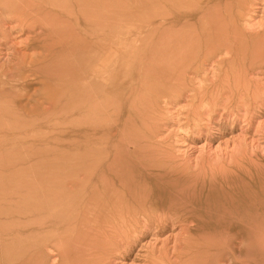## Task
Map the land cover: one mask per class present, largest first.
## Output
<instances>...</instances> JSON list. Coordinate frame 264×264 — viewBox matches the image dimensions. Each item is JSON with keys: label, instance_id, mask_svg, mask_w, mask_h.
<instances>
[{"label": "rangeland", "instance_id": "1", "mask_svg": "<svg viewBox=\"0 0 264 264\" xmlns=\"http://www.w3.org/2000/svg\"><path fill=\"white\" fill-rule=\"evenodd\" d=\"M149 1L57 0L62 16L36 48L0 13V67L8 66L11 78L18 64L32 70L24 68L22 84L13 85L11 121L0 118L9 124L4 137L0 123V264H96L100 250L91 243L77 254L79 223L75 235L64 233L71 248L60 257L58 242L33 256L26 227L31 214L73 225L87 197L77 188L95 158L91 143L104 150L102 139L119 132L117 170L152 169L162 185L191 189L200 224H187V232L170 218L163 229L142 228L129 245L110 250L108 264H151L158 257L169 264H264V222L253 218L250 225L262 232H239L249 227L241 207L256 211L264 203V70L249 69L248 52L229 60L212 54L201 37L204 10L168 29L142 10ZM243 15L247 31L263 28L264 0H244ZM90 73L93 83L76 85ZM241 74L248 89L229 91ZM86 93L97 112L94 139L87 122L80 127ZM123 140L135 142L134 154Z\"/></svg>", "mask_w": 264, "mask_h": 264}, {"label": "bare ground", "instance_id": "2", "mask_svg": "<svg viewBox=\"0 0 264 264\" xmlns=\"http://www.w3.org/2000/svg\"><path fill=\"white\" fill-rule=\"evenodd\" d=\"M78 1L80 0H76V2ZM200 1H202L201 5L199 4V0H150L149 3L146 4L147 6L144 5L141 8L145 11H152L159 16V18L155 20L157 25L167 26L168 29L175 27V22H186L189 20V17L197 16L199 10H204V15L206 17L203 19L204 26L201 28V37L204 39L208 50H210L212 54L220 56L221 59L228 58V60V56L235 57L239 54L243 58L245 57L243 53L248 52L251 54L249 69L252 71L264 70V27L258 31L249 32L247 31L248 28L245 29L246 26L243 27L245 23H243V25L240 24L244 17V0ZM222 1H225V5ZM191 3H193L195 7L191 6ZM59 5L60 4L57 0H0V13L7 15L5 19L6 23L16 22L18 24L16 27L17 31L27 33V46L36 48L43 42V35H46L48 30H53L51 25L57 22L59 16H62V12L57 9ZM66 6L70 7L72 10L70 5ZM83 7L85 9L88 8L87 5ZM47 13L51 16H49L50 18L48 19H44L43 17L47 16ZM39 30H42L43 32H39ZM185 34H187V32ZM185 36L189 38V36ZM195 38L198 39V37ZM180 42L181 39L176 41L178 44ZM54 48L58 51L56 47ZM103 49L106 50V47L103 46ZM11 60L15 61L13 59ZM15 62L18 61L16 60ZM30 66L31 65L22 66L21 64H18V71L13 75V78H11V73H6L8 66H5L7 69L0 67L1 119L3 118L6 121H11L9 113H12V107L15 101L10 93L14 84H22L20 82L21 77L19 76V73H22L24 68H29L28 70L32 71ZM93 75L94 74L90 73L84 80L76 83V85H90L94 81ZM242 75L243 74L234 78L233 85H226L229 91L232 90V92H238L241 89H248L242 85L244 83L242 81L244 80L243 77H245L244 75L242 77ZM86 98L87 102L82 106V111L80 110V117L87 121H82L80 127H85V123L87 122L90 125V134L94 139L97 132L92 124L94 118L97 116V112L94 111L95 106L92 104L93 98L87 93ZM98 101L99 100L95 95L94 103L97 104ZM23 105L25 104L23 103ZM83 113H87L88 115H84ZM103 115H105V113H103ZM98 116L100 118L101 114H98ZM0 123H2L5 128L1 135L5 137L8 133L7 130L9 124H6L1 120ZM95 128H97V126ZM107 129L108 128L104 129L105 133L108 132ZM121 134L122 132H119V134L113 138L104 137L102 139L104 150L98 147V143L96 144L97 140L94 139L91 143L90 151L94 154L95 158L89 162V170L88 172L84 171V177L82 178L83 181L77 188L85 190L87 197L85 198L84 208L79 212V215L75 217L74 222H72L73 225L68 227L65 224L61 225L57 222H43L36 220L35 214L30 215V223L26 228L29 232V240L33 243L31 244V253L33 256L38 253L37 251L41 247L51 248V243L53 242L59 243V249L57 251L59 257L67 254L71 247L69 242L64 241L63 237H65L66 234L75 235L74 233L78 223L81 225L82 233L80 236H77L79 234L75 235L78 238L76 244L80 250L77 254L81 255V251L85 250L89 243H91V247L94 248L95 251L98 252L100 250L99 256H95L96 264H108L107 260L110 255V250H112L113 247L118 246L121 241L124 242V245H129L141 232L140 230L142 228L159 227V229H163L166 226L167 220L170 218L179 221L184 227L192 222L196 224L194 227L199 226L200 221L197 215L200 211L197 213L195 202L188 194L191 189H188L189 191L186 192L185 190L182 191V189L178 190L173 187L165 186L164 184L162 185L159 181L160 179L153 175L152 169L145 168L138 173L134 169H130L128 172L117 170V165H119L121 160L119 155L121 148L119 141L121 142L122 139H120V137L123 136ZM123 141L128 147L129 155L134 154V149L130 143L134 145L135 142ZM102 151L104 153L107 152L105 156H103ZM138 153H140V151L137 152V154ZM111 155H113V157ZM141 155L142 153L139 154V156ZM110 156L111 158H109ZM105 161L106 163L108 162L107 166L102 165ZM247 163L249 162L247 161ZM236 164L233 163V165ZM83 166L84 162L81 160V170L83 169ZM157 183L160 184V186H156ZM261 196L263 197V195ZM80 204L81 202L79 205ZM260 205L263 209L260 210L259 208H256V211L254 207L248 204L241 205V212L244 213L242 220L249 225V227L247 226V229H239L240 233L262 232V230H255L250 226L253 218H258L260 221L264 222V203H260ZM198 210H200V208ZM186 231L190 232L192 229L186 227ZM64 233L66 234L64 235ZM36 241H41V243L34 244ZM174 251L177 252L176 247L174 248ZM166 255L167 253L164 251L161 256ZM177 255L179 258L181 257L180 252ZM151 259V264H169V262L162 257Z\"/></svg>", "mask_w": 264, "mask_h": 264}]
</instances>
